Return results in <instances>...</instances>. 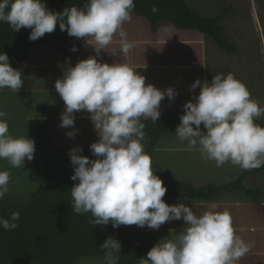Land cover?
Listing matches in <instances>:
<instances>
[{"label":"clouds","instance_id":"9594fccd","mask_svg":"<svg viewBox=\"0 0 264 264\" xmlns=\"http://www.w3.org/2000/svg\"><path fill=\"white\" fill-rule=\"evenodd\" d=\"M134 0H88L83 8L72 6L62 12L50 10L43 0H0V22L15 31L31 29L29 40L51 34L57 25L70 37L83 39L96 55L71 66L70 58L55 90L64 102L60 127L75 138L77 112H87L98 141L90 145L95 159L73 148L69 155L77 182L71 188V207L76 214L91 213L90 223L111 224L113 228L136 225L159 230L171 221H184L174 237L163 239L141 258L139 264H237L251 248L237 234L231 215L215 210V205L197 214L184 203L169 205L163 199L168 191L154 173L152 157L145 151L143 120L158 121L165 98L174 102V88L158 89L126 62L102 63L101 52L119 37V50L126 58L135 47L127 39L123 25L132 18ZM152 12H158L154 5ZM88 38H91L89 40ZM71 51L78 49L74 46ZM63 67V65H62ZM23 72L12 67L7 53L0 54V89L19 92ZM199 94L183 105L184 114L175 134L188 149L199 145L201 155L217 167L226 163L251 170L264 166V127L256 121L264 107L251 97L246 85L232 73L217 74L212 80L197 79L190 91ZM0 111V118L5 117ZM35 141L9 134L7 120L0 119V159L12 167L32 161ZM10 173L0 171V199L9 191ZM19 211L10 219L0 217L6 231L18 228ZM106 264H118L122 245L108 237L100 245Z\"/></svg>","mask_w":264,"mask_h":264},{"label":"rangeland","instance_id":"374dc122","mask_svg":"<svg viewBox=\"0 0 264 264\" xmlns=\"http://www.w3.org/2000/svg\"><path fill=\"white\" fill-rule=\"evenodd\" d=\"M187 1L193 10L209 18L217 17L223 10H230V16L224 19L223 25L226 38L239 48L238 53H222L203 35L195 31L177 29L170 23H165L158 34L153 36L146 20L132 15L131 20L124 23L123 30L127 33V39L135 42V47L125 58L119 50V37H115L114 42L101 52L98 57L100 62H126L145 76L147 83H154L158 89L174 88L178 93L175 101L165 98L160 111L167 108L182 111L183 105L199 94V88L195 92L189 90L190 85L197 79L210 82L213 76L228 73H232L237 80L244 83L252 99L264 107V0ZM80 46L82 60L96 55L94 49L86 46L83 39ZM46 49H38L32 53L29 62L32 75L22 78L24 86L19 92L8 88L0 89V111L6 114L0 119L7 120L9 134L14 138L29 137L36 145L34 159H26L25 165L21 167H12L7 159H0V171L10 173L9 191L0 199L2 202L26 203L39 185L42 163L36 135L44 122L50 124L49 134L58 146L90 149V145L98 141L87 112L76 113L75 130L78 132L74 139L66 135L74 129L60 127L65 105L55 90V82L62 78L68 65L52 49H49L50 52ZM152 52L157 58L148 56ZM256 123L264 127V115ZM174 134L175 132L165 138L163 148L155 152L154 162L158 163V170L168 168L167 171L174 175L167 174L168 176L192 180L197 185L221 181L223 176L228 173L231 175L234 171V165L231 163L217 167L215 161L205 159L201 155L199 145L188 149V142H181ZM248 186H260L264 190V175L252 179ZM163 199L169 205L184 203L186 206H192L197 214L209 210L212 205H215L216 211H227L232 217L237 234L245 243L251 245L250 251L237 261V264H264V196L258 204L237 200L232 196H225L214 203H193L172 197ZM184 226V221L179 220L167 222L159 230L140 228L136 225L127 227L152 248L161 240L174 237L173 231L179 233ZM76 264L104 263L95 258H84Z\"/></svg>","mask_w":264,"mask_h":264},{"label":"trees","instance_id":"16d2710c","mask_svg":"<svg viewBox=\"0 0 264 264\" xmlns=\"http://www.w3.org/2000/svg\"><path fill=\"white\" fill-rule=\"evenodd\" d=\"M43 2L50 10L62 12L72 6L83 8L88 0ZM134 3L132 15L146 20L153 36L158 34L165 23H170L177 29L203 35L222 53H238L239 48L226 38L223 25L224 19L230 16L229 9L223 10L217 17L209 18L193 10L187 0H134ZM154 5L158 12H152ZM30 32L31 29L27 28L15 32L9 24L0 22V54L7 53L12 67L21 70L24 78L32 75L29 62L32 53L38 49L47 48L48 52L52 49L63 62L70 58L71 66L82 60L81 39L70 37L66 31L60 30L59 25L53 33L45 34L36 41L29 40ZM74 46L78 51H71ZM183 114L184 109L179 111L167 108L161 111L158 121L153 122L150 118L141 121L145 124V151L152 157L154 173L168 189L165 197L193 203H214L225 196H232L237 200L260 203L264 190L260 186L249 187L248 183L259 175H264V166L251 170L232 166L234 171L231 175L228 173L221 181L201 185L194 184L192 180L168 176L167 174L174 176L167 171L168 168L161 167L163 170H158V163L154 162L155 152L163 148V140L176 131ZM50 130V124L46 121L36 135L41 151L42 177L28 201L17 204L0 200V217L10 219L12 212L20 213V218L16 221L19 226L15 230L6 231L0 226V264H76L84 258H95L106 264V250H101L100 245L108 237H113L122 245L118 264H139V260L146 258L151 247L134 231L127 226H97L90 223L93 219L91 213L80 215L73 211L71 188L77 183L71 180L74 171L69 153L73 148L58 146L49 134ZM82 155L95 159L87 148H83Z\"/></svg>","mask_w":264,"mask_h":264},{"label":"crops","instance_id":"0c3cea01","mask_svg":"<svg viewBox=\"0 0 264 264\" xmlns=\"http://www.w3.org/2000/svg\"><path fill=\"white\" fill-rule=\"evenodd\" d=\"M152 53H153V52H152ZM152 53H149V55H148V56H149L150 58H152V59H155V58H157V57H156V55H155L154 53H153V54H152ZM153 84H154V83H153Z\"/></svg>","mask_w":264,"mask_h":264},{"label":"bare ground","instance_id":"6f19581e","mask_svg":"<svg viewBox=\"0 0 264 264\" xmlns=\"http://www.w3.org/2000/svg\"><path fill=\"white\" fill-rule=\"evenodd\" d=\"M2 243V242H1Z\"/></svg>","mask_w":264,"mask_h":264}]
</instances>
